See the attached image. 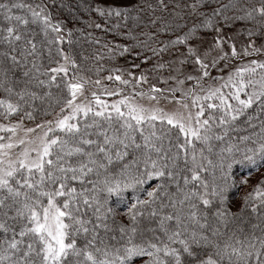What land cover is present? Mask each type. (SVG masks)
Returning <instances> with one entry per match:
<instances>
[{"label":"snow or ice","instance_id":"obj_1","mask_svg":"<svg viewBox=\"0 0 264 264\" xmlns=\"http://www.w3.org/2000/svg\"><path fill=\"white\" fill-rule=\"evenodd\" d=\"M236 23L239 48L224 33ZM96 31L157 62L124 79L101 61L131 49ZM258 57L264 0H0V264H264ZM163 69L173 86L136 91Z\"/></svg>","mask_w":264,"mask_h":264},{"label":"trees","instance_id":"obj_2","mask_svg":"<svg viewBox=\"0 0 264 264\" xmlns=\"http://www.w3.org/2000/svg\"><path fill=\"white\" fill-rule=\"evenodd\" d=\"M65 2L66 3H69L71 7L75 8L77 6V4L79 3V0H65ZM100 2H102V1L100 0ZM135 2H136V0H129V3L128 4L135 3ZM149 2L155 4L156 3V0H149ZM166 2H168V0H166ZM103 3H106V2H103ZM115 3H120V2H115ZM122 4H124V3L122 2ZM53 11L55 12L56 9H53ZM157 14H160V13L158 12ZM80 15L84 19H87L88 18V16L85 13H83V12H80ZM144 15L147 16V13H144ZM60 16L61 17H68L69 20H70L69 13L66 10H64V9H60ZM93 18H95L94 17V14H93ZM68 26L69 27H72L71 20H70ZM131 26H132V22L129 21L128 22V27H131ZM89 30H91V29H89ZM141 30H144V29L137 28V29H134V32H137L138 33ZM151 30L154 31L155 29H151ZM121 31H127V29L126 28H122ZM95 35L98 36V37H101L102 43H104V42H114V43H119L121 45L126 44L131 49L129 52L124 53V55H122V56L117 55L114 60L109 61L107 58H105L104 61H101V63L105 67V69H108V68H121V69L125 70L124 71V77H123L124 79H130L127 76V72L128 71H131V72L135 73V75L138 77L143 69L150 68L153 64H155L157 62L156 59L153 58V60L149 61L148 64L143 63L142 61H143L144 54L150 55V53H145V51L143 49H140V48H133L132 47V44L134 42L131 41V40H128L127 38L120 37V36H117V35L112 34V33L105 34V33L101 32V31H96L95 32ZM141 39H143V37H141ZM65 47H67V46L65 45ZM93 47H96V46H89V45L85 44L84 47H83L84 54L85 55H90L91 52H92V50H93ZM75 50H76V52H79L80 51L79 48H76ZM137 53H140V55H137ZM163 58H164V60H167L170 57L167 54H165ZM77 59L79 60V56H77ZM135 64H140V68H135L134 67ZM107 74H108V72L107 71H104V72H101L100 73V76L103 77V75H107ZM146 75H148V79H149V83L146 84L147 90L149 89L150 84H156L157 87H161V88H165V87H169L170 86L169 85L170 82H169L168 85H165V84H161L159 82V79H158V76L159 75H164V76H167L168 75V70L167 69L160 70L159 73H155V72L154 73H146ZM96 78L97 77L95 75L92 76V79H96ZM102 84L105 85V86H107L111 90H115L117 87L121 88L122 89L121 96H124L123 95V92L125 91V86L120 85L119 82L107 81V80L103 81L102 80ZM89 87L91 88L90 91H92V90H98V89H96V86L95 85H92V86H89ZM2 94L3 93H0V95H2ZM88 95L90 97V92H89ZM121 96H102L101 98L104 99V100H106V101H108V102H113V101H115L117 99H120ZM262 170H264V167H259V168L252 169L251 170V176L255 175L256 173H258V172H260ZM239 171H242L245 174H248L249 169L247 167H245L244 169H238V172ZM260 179H264V177H262ZM259 180H257L256 182H254V184H251V185H255ZM247 190H250V187L243 188V189H241L240 192L233 190V192L230 194V200L232 198H234L235 195H237L236 200L234 198L235 201L234 200L233 201L234 202L238 201V198H239V201H242V197L244 195V192L247 191ZM233 201H232V203H233ZM232 203H231V205H232ZM242 204H243V201L241 202V205L237 209H232V210L233 211L239 210L242 207ZM121 210L123 211L124 208H122ZM248 211L250 212V209Z\"/></svg>","mask_w":264,"mask_h":264},{"label":"rangeland","instance_id":"obj_3","mask_svg":"<svg viewBox=\"0 0 264 264\" xmlns=\"http://www.w3.org/2000/svg\"><path fill=\"white\" fill-rule=\"evenodd\" d=\"M101 1L102 2H106V3H108V2L109 3H115V2L122 3L123 2L124 4H128L129 3V0H101ZM240 29H241V24L240 23H236L234 26L228 27V28H225L224 29L225 37L226 38L227 37H231L232 38V42L235 43L238 48L247 40V36L246 35H238L237 34L240 31ZM208 39H211V37H208ZM256 42H257V45H259L262 41L260 39H257ZM258 58H264V57H258ZM246 59H249V58H246ZM187 70L188 71H191V67L189 66ZM107 75H103V77H106ZM213 75H217V73L214 72ZM103 81H105V80H103ZM173 84H174V82L170 81V84L169 85L170 86H173ZM90 89L91 88L89 87V91H88V93H86V95H88L89 92H91ZM141 89H143L144 91H146L147 90L146 84H143L142 86L141 85H137L136 86V91L137 92L140 91ZM131 93H132L131 86L125 87V91L123 92V95H130ZM176 95L179 96V93H177ZM137 99H139V98H137ZM142 102L143 103H147V101H142ZM109 103H111V102H109ZM159 106L162 107L165 111H172V110H175V108L177 107V105L174 102H169V101H162ZM48 118L51 119L52 117H48ZM29 126H31V125H29ZM262 177H264V170H262V171L256 173L255 175L251 176L250 177V186H252L251 184H254V182H256L257 180H259ZM250 186H248V187H250ZM234 198L236 200L237 195H235ZM234 198H232L230 200L231 203L234 200ZM234 201H233L231 207H232V209H237L241 205V202L242 201H239V198H238V201H236V202H234Z\"/></svg>","mask_w":264,"mask_h":264}]
</instances>
